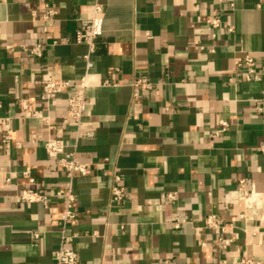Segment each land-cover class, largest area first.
Masks as SVG:
<instances>
[{
    "label": "crops",
    "instance_id": "1",
    "mask_svg": "<svg viewBox=\"0 0 264 264\" xmlns=\"http://www.w3.org/2000/svg\"><path fill=\"white\" fill-rule=\"evenodd\" d=\"M96 2L104 9L103 34L87 73L88 48L74 36L78 18ZM46 3L57 12L50 40L32 21V11L40 18ZM34 44L44 46L41 59L22 51ZM249 53L260 81L244 82V69L236 68ZM47 70L70 84L49 108L40 100ZM140 78L153 88L134 98L130 84ZM82 82L88 125L76 140L75 123L63 117ZM21 101L42 110L53 128L21 118ZM260 107L264 0L0 1V119H10L20 144L7 149L0 134V264H56L63 228L75 236L63 245L79 264H232L246 255L264 264V213L246 208L240 184L264 193ZM49 136L90 165V175L72 179L77 217L65 227L62 199L53 195L69 177L45 152ZM26 171L49 196L48 208L21 200L31 187ZM115 171L125 188L121 202L111 200ZM167 193H177V201L163 199ZM208 216L226 233L202 228L197 238ZM219 237L234 240L222 254Z\"/></svg>",
    "mask_w": 264,
    "mask_h": 264
},
{
    "label": "built area",
    "instance_id": "2",
    "mask_svg": "<svg viewBox=\"0 0 264 264\" xmlns=\"http://www.w3.org/2000/svg\"><path fill=\"white\" fill-rule=\"evenodd\" d=\"M1 2H6L7 0H0ZM24 3H36L40 0H21ZM44 11L42 12L40 18L36 11H32V21L40 22L41 29L46 35V39L50 40L49 31L53 26L57 12L52 7V5L46 3L44 4ZM104 9L103 6L96 2L94 5L88 7V9L83 12L82 17L78 18L80 21V27L76 30L74 36V42L77 45H85L88 48V52L84 55L85 60V69L89 73L93 69V64L90 60L91 54L94 53L95 42L103 34V15ZM211 28H217L220 25V21L215 19L211 22ZM53 44L56 45L57 41H53ZM10 49L11 47H7ZM22 51L29 54L32 57L41 59L44 54V46L42 44H34L31 46H22ZM237 69H244L245 75L243 78L244 82H257L261 80V74L257 69V60L252 54H246L242 60H238L235 63ZM41 95L40 100L46 105L47 108L55 102L59 96L70 87V84L65 81H58L53 72L47 70L41 77ZM130 87L132 88L133 97L137 98L141 95L142 92L151 91L153 88L152 83L147 79H135L131 82ZM86 83L82 82L74 93L67 100V111L63 117V123H75L77 137L76 140L82 137L81 131L88 124L84 122V117L88 108V100L85 95ZM20 115L23 119L35 118L39 119L44 125H47L49 129H52L50 117L44 115L42 110L31 111L28 104L25 101H21L20 104ZM258 112L264 115V108H258ZM222 129L225 131L228 127V124L224 121L221 122ZM0 134L2 135V143L11 149L12 147H19L20 144L16 143L14 140V131L10 126V119H0ZM87 138L93 137L92 133H87L85 135ZM44 148L47 156L57 162L58 167L64 171L69 177V182L65 189H60L54 193V197L62 199L63 204V213L61 216V221L64 227L74 221L77 217V214L74 210L75 205V196L72 188V179L76 175L88 176L90 175V165L86 163H81L77 159V153L74 151L70 154H65L66 143L64 140L57 139L53 136H49L44 141ZM259 151L264 155V145L259 147ZM25 177L28 178V183L31 187L25 189L20 198L24 203H41L46 208L49 207V196L40 193L36 190L37 181L30 176L29 171L23 173ZM112 185H111V200L112 202H121L124 199L125 188L121 185V176L115 171L112 174ZM242 191L245 194L244 203L247 209H256L257 211H263L264 213V193H256L253 189L250 191H245V181L240 182ZM163 199L170 202H176L178 199L177 193H167L163 196ZM230 204V200L226 199L225 205ZM175 228H180L179 224L175 225ZM217 230L221 233H226L227 227L222 225L221 221L214 217L208 216L201 228H196V236L200 237L201 229ZM254 236V233H251V238ZM75 238L67 237L64 232V228L61 231V247L56 252V264H79L78 254L69 248L64 247L66 241H72ZM35 240L39 239V234H35ZM234 240L232 238L219 237L218 238V252L220 254L225 253L232 246ZM220 264H226L225 260H222ZM232 264H261L249 256H244L240 261Z\"/></svg>",
    "mask_w": 264,
    "mask_h": 264
}]
</instances>
